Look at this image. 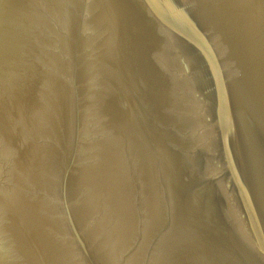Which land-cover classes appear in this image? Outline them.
Returning a JSON list of instances; mask_svg holds the SVG:
<instances>
[{
	"label": "water",
	"instance_id": "1",
	"mask_svg": "<svg viewBox=\"0 0 264 264\" xmlns=\"http://www.w3.org/2000/svg\"><path fill=\"white\" fill-rule=\"evenodd\" d=\"M0 264H264V0H0Z\"/></svg>",
	"mask_w": 264,
	"mask_h": 264
}]
</instances>
